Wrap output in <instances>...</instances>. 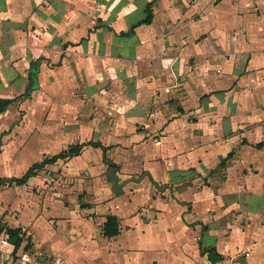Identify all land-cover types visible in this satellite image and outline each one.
I'll use <instances>...</instances> for the list:
<instances>
[{
    "label": "crops",
    "instance_id": "crops-1",
    "mask_svg": "<svg viewBox=\"0 0 264 264\" xmlns=\"http://www.w3.org/2000/svg\"><path fill=\"white\" fill-rule=\"evenodd\" d=\"M151 1L0 0V179L87 144L0 187V264H264V0Z\"/></svg>",
    "mask_w": 264,
    "mask_h": 264
},
{
    "label": "trees",
    "instance_id": "trees-1",
    "mask_svg": "<svg viewBox=\"0 0 264 264\" xmlns=\"http://www.w3.org/2000/svg\"><path fill=\"white\" fill-rule=\"evenodd\" d=\"M156 0H152L146 9L147 12V19L144 20L145 24H149L152 21V6L153 3ZM87 144H80L76 147H72L70 148L69 151H66L64 153L59 154L58 156H54L53 158L50 159H46L43 162L39 163V164H35L33 165L21 178H8V179H0V187L2 185H24L25 183H27V181L38 174V172L42 169H44L46 167V165L49 164H53L55 163L58 159H69L73 156L79 155L82 148L84 146H86ZM89 145H92L94 147H101L103 148L104 151H106V148L104 146H102L99 143L96 142H91L89 143ZM106 159V158H105ZM7 233L9 234V237L12 241V243L15 245V249H18L21 246V243L23 241V238L20 236L21 231L19 229H7ZM120 233V225H119V220L117 217L115 216H109L106 220V222L104 223L103 226V234L106 237L112 238L117 236ZM210 252V257L213 261L216 260V254L214 252V250H209Z\"/></svg>",
    "mask_w": 264,
    "mask_h": 264
},
{
    "label": "water",
    "instance_id": "water-1",
    "mask_svg": "<svg viewBox=\"0 0 264 264\" xmlns=\"http://www.w3.org/2000/svg\"><path fill=\"white\" fill-rule=\"evenodd\" d=\"M36 82H37V78L34 76V74H32L31 80H30V84L27 87L26 92H25L26 95H29L31 90H33L35 88ZM108 165H109V168H108V171H107V179L113 185L114 193L117 196H120L121 194H123V188L128 183H130V182H140L146 176L151 178V175L147 172V173L143 174L140 178H131V179H128L126 181L121 182L120 178H119V176L117 174L119 169L117 167H115L113 162H111V161L108 162ZM154 185L160 191H165L167 189V187H160L157 183H154Z\"/></svg>",
    "mask_w": 264,
    "mask_h": 264
},
{
    "label": "built area",
    "instance_id": "built-area-1",
    "mask_svg": "<svg viewBox=\"0 0 264 264\" xmlns=\"http://www.w3.org/2000/svg\"><path fill=\"white\" fill-rule=\"evenodd\" d=\"M158 144H161V141H158ZM2 243H7V241L5 239L1 240Z\"/></svg>",
    "mask_w": 264,
    "mask_h": 264
},
{
    "label": "rangeland",
    "instance_id": "rangeland-1",
    "mask_svg": "<svg viewBox=\"0 0 264 264\" xmlns=\"http://www.w3.org/2000/svg\"><path fill=\"white\" fill-rule=\"evenodd\" d=\"M68 185H71L70 183ZM66 188V187H65Z\"/></svg>",
    "mask_w": 264,
    "mask_h": 264
}]
</instances>
